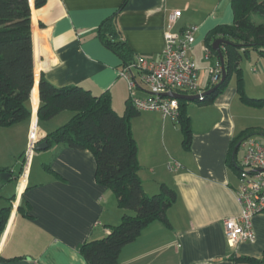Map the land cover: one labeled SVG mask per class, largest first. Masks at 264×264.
Listing matches in <instances>:
<instances>
[{
  "label": "crops",
  "instance_id": "1",
  "mask_svg": "<svg viewBox=\"0 0 264 264\" xmlns=\"http://www.w3.org/2000/svg\"><path fill=\"white\" fill-rule=\"evenodd\" d=\"M29 2L34 71L27 103L30 118L0 127V209L8 207L14 197L0 234V264H87L80 247L105 237L124 214L133 213L118 208L113 192L96 182L91 152L56 144L25 159L32 139L43 142L72 116L66 111L39 122L40 79L59 88L77 86L94 96L107 93L114 112L122 115L130 98L128 83L119 74L120 60L99 41V25L121 8L116 19L119 38L134 57L159 59L168 14L179 10L174 31L196 28L188 57L197 66L194 59L200 47H205V61H216L206 59L205 38L218 26L232 25L231 0H47L38 9L34 0ZM261 61L257 62L263 71ZM196 68L203 92L209 87V74L203 78ZM133 77L137 82L134 96L149 97L138 73L133 72ZM230 80L211 103L188 102L189 149L182 147L177 124L160 112L140 111L131 119L144 192L155 195L166 185L176 200L166 211L170 226L160 221L148 225L122 249L119 264H246L235 257L264 256V213L251 220L253 242L233 248L224 235L223 220L239 214L231 193L237 184L236 171L229 166L231 140L246 129L264 132L262 125L243 115L247 106ZM250 139L264 145L260 135ZM35 159L39 164L32 172ZM172 161L180 167L169 171L167 164ZM1 174L9 178L4 180ZM12 179H18V184L8 196L4 192Z\"/></svg>",
  "mask_w": 264,
  "mask_h": 264
},
{
  "label": "trees",
  "instance_id": "2",
  "mask_svg": "<svg viewBox=\"0 0 264 264\" xmlns=\"http://www.w3.org/2000/svg\"><path fill=\"white\" fill-rule=\"evenodd\" d=\"M47 0H34L36 9ZM233 23L218 26L205 38L210 58L218 59L212 43L221 40L220 54L225 64L226 78L212 92L193 102L211 103L228 85L235 75L239 100L244 106L260 108L264 99H253L246 95L240 62L243 55L255 52L264 57V0H231ZM121 9V8H120ZM117 10L97 28L96 35L101 44L117 56L121 69L134 62L127 44L118 36ZM257 17V23L253 17ZM34 84L33 44L31 33V6L29 0H0V127L6 128L30 118L27 103ZM212 86L211 88H213ZM204 90L205 92L211 89ZM179 95L196 96L185 90ZM204 92V93H205ZM39 122L54 119L62 112H71L67 123L46 135L42 141L48 146L63 144L73 150H87L96 160V182L109 188L115 195L118 208L133 214H124L119 224L110 227L109 233L98 240L84 243L79 252L87 264H119L122 249L139 237L142 231L155 221L169 227L167 209L175 202V192L161 185L155 195H147L138 172L137 144L131 132V119L139 112L129 99L122 115L114 112L109 94L94 96L80 87H55L44 78L39 82ZM178 115L175 123L182 133V147L189 149L192 139L190 118L186 106L187 98H177ZM264 138V132L246 129L237 134L230 143L229 166L237 171V151L242 141L254 136ZM10 205L0 209V234L9 216ZM235 261L246 264H264L260 259L235 257Z\"/></svg>",
  "mask_w": 264,
  "mask_h": 264
},
{
  "label": "built area",
  "instance_id": "3",
  "mask_svg": "<svg viewBox=\"0 0 264 264\" xmlns=\"http://www.w3.org/2000/svg\"><path fill=\"white\" fill-rule=\"evenodd\" d=\"M180 16L179 10L168 14L164 29V47L159 59L136 56L134 62L119 73L128 83L129 102L135 110L158 111L163 118H170L174 122L178 115V100L174 97V94H178L177 90L194 93L200 100L203 99L204 93L198 87L197 68L188 57L196 28L189 27L183 32H175L174 27ZM206 59H209L207 50ZM133 72L138 73L142 85L149 89L148 98L134 96L133 89L137 82ZM208 74L211 88L221 79V64L218 60L208 68ZM34 146L35 141L32 139L25 153L26 160L30 158ZM239 147L243 156L237 164V184L231 190L239 214L223 220L226 241L233 248L242 242L254 241L251 220L254 216L264 213V145L247 138ZM179 167L174 161L167 164L169 171Z\"/></svg>",
  "mask_w": 264,
  "mask_h": 264
},
{
  "label": "rangeland",
  "instance_id": "4",
  "mask_svg": "<svg viewBox=\"0 0 264 264\" xmlns=\"http://www.w3.org/2000/svg\"><path fill=\"white\" fill-rule=\"evenodd\" d=\"M256 18V22L259 23L260 20ZM203 53H205V47H200L198 50H196L195 53V62L197 64L196 67L200 70V76L201 77H208V68L215 63V60L211 61H205L203 59ZM258 60H262V64L264 66V57L259 56L257 53L251 52L248 55H243L242 60L240 62V67L242 68V77L244 81V89L247 90L248 95L250 98L253 99H264V70L262 71L259 64ZM261 64V63H260ZM255 71L253 72V70ZM235 75L231 76L230 84H235ZM246 84V85H245ZM246 86V88H245ZM145 92L149 93V89L144 86ZM146 96V94H145ZM146 96L145 98H147ZM249 97V96H248ZM244 116L251 122V123H257L258 125H262L264 127V106L260 108H251V107H244ZM262 139H264L262 137ZM263 141V140H261ZM264 142V141H263ZM36 145V143H35ZM35 147V146H34ZM33 154H38L39 151H35V149L32 152ZM243 151L239 150L237 157L238 159L241 158ZM25 156V155H24ZM39 162L37 159H35L34 164H33V169L32 172L34 171L35 168H37V165ZM17 171L15 172L16 176ZM18 179H12L7 183L8 188L7 191L4 192L8 196H12L16 192L17 188V183Z\"/></svg>",
  "mask_w": 264,
  "mask_h": 264
},
{
  "label": "water",
  "instance_id": "5",
  "mask_svg": "<svg viewBox=\"0 0 264 264\" xmlns=\"http://www.w3.org/2000/svg\"><path fill=\"white\" fill-rule=\"evenodd\" d=\"M220 44H221V40H215L212 43V48H213V50H215L218 53V59H219V62L221 64V79H220L218 84H216L209 91L203 93V95L208 94V93L212 92L213 90L217 89L224 82V80L226 78L225 64H224V60L220 54V49H219ZM174 97H176V98H187L190 101L197 98V96L188 97V96H183V95H179V94H174ZM47 147H48V145L45 142H39V143H36L34 149H35V151H42V150L47 149ZM1 177L5 180V179L9 178V174H1Z\"/></svg>",
  "mask_w": 264,
  "mask_h": 264
}]
</instances>
